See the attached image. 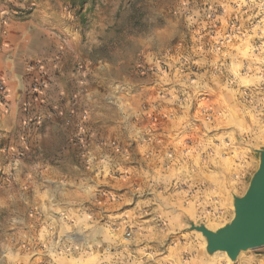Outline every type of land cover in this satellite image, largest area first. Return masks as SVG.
Instances as JSON below:
<instances>
[{"label":"rangeland","instance_id":"rangeland-1","mask_svg":"<svg viewBox=\"0 0 264 264\" xmlns=\"http://www.w3.org/2000/svg\"><path fill=\"white\" fill-rule=\"evenodd\" d=\"M8 2L46 39L0 76V264H264L189 228L259 167L264 0Z\"/></svg>","mask_w":264,"mask_h":264},{"label":"water","instance_id":"water-1","mask_svg":"<svg viewBox=\"0 0 264 264\" xmlns=\"http://www.w3.org/2000/svg\"><path fill=\"white\" fill-rule=\"evenodd\" d=\"M259 167L246 192L233 197L234 216L216 230L189 221V228L202 233L209 254L226 251L235 260L243 250L264 246V147L259 150Z\"/></svg>","mask_w":264,"mask_h":264},{"label":"crops","instance_id":"crops-1","mask_svg":"<svg viewBox=\"0 0 264 264\" xmlns=\"http://www.w3.org/2000/svg\"><path fill=\"white\" fill-rule=\"evenodd\" d=\"M8 1L0 0V76L9 81L10 93L14 80L20 73L22 62L28 60V55L24 59L21 57V46L27 51L38 41L45 42L46 35L45 30L33 21L17 18L14 9L11 10L10 6L6 5ZM7 11L11 12L3 16ZM26 64L28 67V61Z\"/></svg>","mask_w":264,"mask_h":264},{"label":"bare ground","instance_id":"bare-ground-1","mask_svg":"<svg viewBox=\"0 0 264 264\" xmlns=\"http://www.w3.org/2000/svg\"><path fill=\"white\" fill-rule=\"evenodd\" d=\"M226 252V251H225ZM227 253V252H226ZM228 256V255H227Z\"/></svg>","mask_w":264,"mask_h":264}]
</instances>
